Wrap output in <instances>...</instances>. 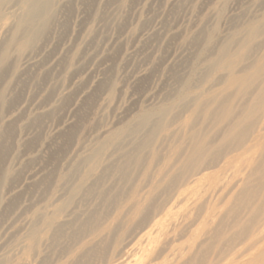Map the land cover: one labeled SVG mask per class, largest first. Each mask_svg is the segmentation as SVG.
I'll return each instance as SVG.
<instances>
[{
    "label": "rangeland",
    "instance_id": "rangeland-1",
    "mask_svg": "<svg viewBox=\"0 0 264 264\" xmlns=\"http://www.w3.org/2000/svg\"><path fill=\"white\" fill-rule=\"evenodd\" d=\"M263 22L264 0H73L47 43L18 61L17 73L0 79L15 87L0 105V259L6 264L62 263L60 252L51 248L37 255L26 235L29 218L46 205L41 195H33L48 176L55 187L47 205L52 209L66 197L67 185L57 184L58 176H65L97 143L123 138L124 128L140 114L176 107L177 122L147 151L148 160L169 157L192 111L191 102L182 104L183 95L203 99L223 91L227 68L221 64L207 70L210 59L218 57L223 43L246 39L247 29ZM253 46L249 63L264 52V36L246 43L232 59ZM132 140L126 137L121 147L128 149ZM115 146L105 147L102 164L120 156ZM208 189L197 188L204 195L197 205L221 206L208 203ZM259 203L264 204V193ZM257 219L254 229L264 215ZM190 229L176 232L174 247L171 242L159 245L167 252L159 249L158 264L175 262L181 249L193 245L177 263L185 264L207 243L209 234L200 236L195 225ZM247 237L238 238L234 250L240 251ZM213 258L209 253L203 263Z\"/></svg>",
    "mask_w": 264,
    "mask_h": 264
},
{
    "label": "bare ground",
    "instance_id": "bare-ground-1",
    "mask_svg": "<svg viewBox=\"0 0 264 264\" xmlns=\"http://www.w3.org/2000/svg\"><path fill=\"white\" fill-rule=\"evenodd\" d=\"M72 1L0 0V79L47 43ZM255 26L247 29L246 39L223 43L218 57L210 59L207 70L221 64L227 68L223 91L203 99L183 95L182 104L191 102L192 111L169 157L148 160L147 151L177 122L176 107L140 114L124 128L123 138L97 143L65 176H58L57 184L67 185L66 197L52 209L47 205L55 187L48 176L33 195H41L46 205L28 220L30 249L39 256L44 248L59 251L60 264H158L159 245L171 242L177 231H194L195 225L200 236L209 234L208 241L185 264H264V220L254 229L264 215L259 203L264 193V52L249 63L253 46L232 59L246 43L264 36V22ZM4 84L0 81V105L15 90L11 81ZM126 137L134 141L128 149L121 147ZM109 144L121 149L120 156L102 164ZM204 185L210 190L208 203L221 206L197 205L204 201L197 188ZM2 198L0 190V207ZM243 235H248L245 244L234 250ZM192 246L168 264L182 262L183 251L187 254ZM212 252L214 258L203 263Z\"/></svg>",
    "mask_w": 264,
    "mask_h": 264
}]
</instances>
